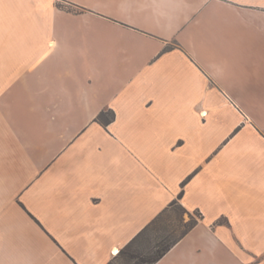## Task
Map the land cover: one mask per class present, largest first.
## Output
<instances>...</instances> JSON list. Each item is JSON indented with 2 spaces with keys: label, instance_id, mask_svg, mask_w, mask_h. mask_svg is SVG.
Listing matches in <instances>:
<instances>
[{
  "label": "crops",
  "instance_id": "1",
  "mask_svg": "<svg viewBox=\"0 0 264 264\" xmlns=\"http://www.w3.org/2000/svg\"><path fill=\"white\" fill-rule=\"evenodd\" d=\"M181 190L154 264H264V0H0V264H107Z\"/></svg>",
  "mask_w": 264,
  "mask_h": 264
},
{
  "label": "trees",
  "instance_id": "2",
  "mask_svg": "<svg viewBox=\"0 0 264 264\" xmlns=\"http://www.w3.org/2000/svg\"><path fill=\"white\" fill-rule=\"evenodd\" d=\"M115 118L112 109L101 110L96 119L103 125L109 124ZM186 179L182 182L184 185ZM182 190L178 193L177 199H173L167 207L162 209L151 221H149L137 234L112 257L107 264H113L114 260H123L130 264H154L156 263L175 243H177L187 232H189L202 217L198 210L189 212L178 201L181 198ZM174 203H179L181 212L176 218L178 224L175 226L168 217L170 208ZM187 213L188 220L183 214Z\"/></svg>",
  "mask_w": 264,
  "mask_h": 264
},
{
  "label": "rangeland",
  "instance_id": "3",
  "mask_svg": "<svg viewBox=\"0 0 264 264\" xmlns=\"http://www.w3.org/2000/svg\"><path fill=\"white\" fill-rule=\"evenodd\" d=\"M181 212V208L179 203H174L170 208L168 213V217L171 219V223L175 226L178 224L176 218L179 216ZM182 213V212H181ZM185 220H188L187 213L183 214ZM194 242H188L185 249L193 248ZM197 247L201 249L198 253V257L192 259L193 263L195 264H247L246 257V249L238 248L236 245H228L226 242H215L213 241H204L199 240L197 242ZM169 260V259H167ZM192 261L190 263H192ZM188 261V264H190ZM113 264H127L123 260H114ZM132 264V262L130 263Z\"/></svg>",
  "mask_w": 264,
  "mask_h": 264
},
{
  "label": "built area",
  "instance_id": "4",
  "mask_svg": "<svg viewBox=\"0 0 264 264\" xmlns=\"http://www.w3.org/2000/svg\"><path fill=\"white\" fill-rule=\"evenodd\" d=\"M118 252L119 250H117V252H114V250H112V255L115 256Z\"/></svg>",
  "mask_w": 264,
  "mask_h": 264
}]
</instances>
